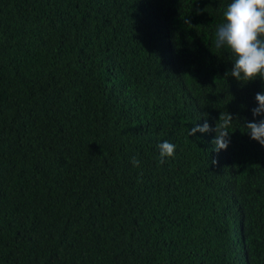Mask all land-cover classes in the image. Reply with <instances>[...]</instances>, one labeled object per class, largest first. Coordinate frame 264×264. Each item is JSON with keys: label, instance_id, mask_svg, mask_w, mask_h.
<instances>
[{"label": "trees", "instance_id": "trees-1", "mask_svg": "<svg viewBox=\"0 0 264 264\" xmlns=\"http://www.w3.org/2000/svg\"><path fill=\"white\" fill-rule=\"evenodd\" d=\"M230 2L0 0V264H264V81L225 75ZM221 112L227 149L188 136Z\"/></svg>", "mask_w": 264, "mask_h": 264}, {"label": "clouds", "instance_id": "clouds-1", "mask_svg": "<svg viewBox=\"0 0 264 264\" xmlns=\"http://www.w3.org/2000/svg\"><path fill=\"white\" fill-rule=\"evenodd\" d=\"M214 44L216 49H225L232 57L233 67L230 72L225 73L226 76L230 75L240 82L257 78L264 81V0H231L223 12V21L215 31ZM255 101L256 107L251 110L252 116H264V91L255 95ZM233 121L230 113L221 112L214 128L205 121L202 126L188 130V136L196 132L214 131V150H225L230 143L229 129ZM244 127L250 139L264 147V118L247 122ZM175 148L168 141L161 143L160 162L164 163L165 158L174 157ZM139 163L133 157L134 166L138 167Z\"/></svg>", "mask_w": 264, "mask_h": 264}]
</instances>
